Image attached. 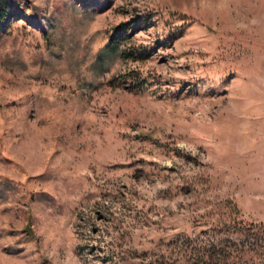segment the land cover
Masks as SVG:
<instances>
[{
	"label": "rangeland",
	"instance_id": "374dc122",
	"mask_svg": "<svg viewBox=\"0 0 264 264\" xmlns=\"http://www.w3.org/2000/svg\"><path fill=\"white\" fill-rule=\"evenodd\" d=\"M0 264H264V0H10Z\"/></svg>",
	"mask_w": 264,
	"mask_h": 264
},
{
	"label": "trees",
	"instance_id": "16d2710c",
	"mask_svg": "<svg viewBox=\"0 0 264 264\" xmlns=\"http://www.w3.org/2000/svg\"><path fill=\"white\" fill-rule=\"evenodd\" d=\"M10 0H0V26L9 15Z\"/></svg>",
	"mask_w": 264,
	"mask_h": 264
}]
</instances>
